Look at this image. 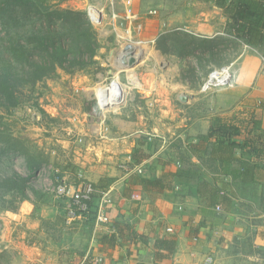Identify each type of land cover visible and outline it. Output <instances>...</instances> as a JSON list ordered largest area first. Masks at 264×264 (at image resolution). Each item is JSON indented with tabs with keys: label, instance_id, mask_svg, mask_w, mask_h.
Here are the masks:
<instances>
[{
	"label": "rangeland",
	"instance_id": "obj_1",
	"mask_svg": "<svg viewBox=\"0 0 264 264\" xmlns=\"http://www.w3.org/2000/svg\"><path fill=\"white\" fill-rule=\"evenodd\" d=\"M6 1L0 0V12H5L4 16L0 13V74L12 63L14 76H26V63L34 54L31 37L41 29V17L53 9L85 12L97 32L100 48L92 64L73 73L58 69L55 76L22 86L7 99L0 94V264L14 262V256L24 251L32 253V258L19 256L18 264H81L88 261L94 228L85 226L83 219L68 218L67 199L57 197L54 191L57 181L74 184L86 179L104 190L128 174L134 168L133 136L137 142H144L159 133L152 124L162 113L150 98L158 83L173 92L172 103L188 119L205 113L208 105L215 116L238 105L234 99L223 98L224 90L203 92L202 88L215 69L232 67L229 61L239 52L240 40H211L180 29L214 13L228 18L232 35L236 5L222 7L220 14L214 9V0H31L35 6L19 0L16 7ZM150 39L155 42L146 43ZM187 41L192 44L182 49ZM127 44L139 54L140 61L133 70L142 85L132 84L130 70L114 65L113 57ZM13 46L17 50L12 55L9 49ZM173 46L177 52L192 54L177 55L181 59L173 60ZM212 48L214 54L210 53ZM160 51L168 55L166 61L158 59ZM116 78L127 93L126 104L105 109L97 90ZM182 91L192 94L196 110L187 109L184 103L189 101L177 97ZM198 91L207 97L196 94ZM131 121L138 123L135 128L142 132H132L134 127L125 125ZM23 148L42 164L36 175L29 170ZM16 173L29 176V199L3 196L4 180Z\"/></svg>",
	"mask_w": 264,
	"mask_h": 264
},
{
	"label": "crops",
	"instance_id": "obj_2",
	"mask_svg": "<svg viewBox=\"0 0 264 264\" xmlns=\"http://www.w3.org/2000/svg\"><path fill=\"white\" fill-rule=\"evenodd\" d=\"M239 1L243 0H233L232 6ZM259 1L264 4V0ZM214 9L223 14L222 7L214 5ZM218 15L205 14L201 21L180 29L211 40L218 37H224L225 41L240 40L239 52L229 61L232 82L223 96L236 100L238 105L221 111L219 116L208 105L205 113L188 119L172 103L173 92L158 83L150 98L162 113L152 124V129L159 133L151 134L144 142H137L133 136L132 149L137 159H133L134 168L108 188L98 189L99 195L102 191L109 194L110 221L100 224L97 219L88 222L83 218L85 226L94 228V236L88 261L81 264H93V255L98 254L104 257L101 264H264V180L248 183L233 180L225 175L232 164H221L218 153H211L221 140L228 142L230 138L242 143L251 138L259 143L256 148H264V53L251 46L244 49L246 43L228 32V18ZM154 42L150 39L146 43ZM157 55L160 61H166L168 56L161 51ZM170 57L181 59L177 55ZM196 94L201 95L200 91ZM182 96L189 101L184 103L185 107L196 110L192 94L183 91L177 94ZM252 112L255 117L246 121ZM238 113L246 120L238 124L232 137H208L210 130ZM125 123L134 127L132 132H142L135 128L138 123ZM248 150L236 149L235 156L264 166V153L258 155L256 149L250 155ZM135 171L143 174L139 180L133 174ZM215 188L220 194L212 197ZM117 219L121 222L119 229L115 225ZM123 224H130L131 228ZM113 233L117 234L116 246L103 249L99 239ZM1 247L0 244V252ZM31 254L18 252L14 256L16 262L10 264H18L19 256L32 258Z\"/></svg>",
	"mask_w": 264,
	"mask_h": 264
},
{
	"label": "trees",
	"instance_id": "obj_3",
	"mask_svg": "<svg viewBox=\"0 0 264 264\" xmlns=\"http://www.w3.org/2000/svg\"><path fill=\"white\" fill-rule=\"evenodd\" d=\"M19 0H8V5H14ZM32 5H36L31 0H26ZM228 2L230 4H228ZM233 0H214V5L224 7L226 5H232ZM16 11V8L13 9ZM1 15H5V12H0ZM11 16L14 15L10 12ZM7 14V12H6ZM39 14L42 15L41 12ZM9 15V14H8ZM44 22L41 24V29L37 30L31 37V44L34 46V54L32 58L27 61V74L25 77L20 78L14 76L12 73L13 65L9 63V68L4 73L0 74V94L5 99L13 97L14 93L22 86L35 85L36 83L50 78L56 75L58 69H62L68 73L78 69H83L86 66L94 62V58L100 48L97 32L93 27V24L88 15L83 11L71 10V9H53L47 12L46 15L41 17ZM231 23L234 25L235 36L242 39L247 45L258 49L264 53V4L259 0H243L239 1L236 5L234 13L232 15ZM181 32H176L179 35ZM192 35H187V38ZM203 40L202 43H205ZM182 49L190 47L192 41L182 43ZM13 55V52L17 50L15 46L9 49ZM173 54L178 56L191 55L189 51L184 54V51L177 52L176 47L170 50ZM211 54H214V49L210 50ZM25 57V56H24ZM36 57V58H35ZM17 62H20L17 59ZM17 102H15L16 104ZM255 113H251L249 118L246 120L245 117L236 115L230 121H226L221 124L217 129H212L207 134L208 137L213 135L224 136L230 135L239 128L238 124H243L249 119L255 117ZM239 115H241L239 113ZM205 137V136H204ZM207 138V136H206ZM260 139V136H259ZM257 144L253 139H247L246 141L239 142L237 139H229L228 142L221 140L215 147L212 148L211 153L214 155L218 153L219 157L217 160L223 164L229 162L232 164V168L225 172V175L232 176L233 180H239L244 183L257 182L264 180V166L259 162H251L250 160L242 159L235 156V150L240 148H249L248 152L252 155L255 150H258V155L264 153V148H256ZM25 154L29 170L31 173L36 175V172L41 170L42 164L36 161V158L27 153L23 148L21 150ZM135 155V154H134ZM134 160L136 159L135 156ZM137 161V159H136ZM29 177V176H28ZM28 177L22 176L20 173H16L13 176H9L4 180V187L6 192L3 196H13L18 201L29 199L27 181ZM259 178V179H256ZM139 180V177H137ZM143 180V178L141 179ZM220 194V190L216 189L213 191V196ZM102 195L96 194L93 201L91 202V209L86 214L87 221L91 219H97L99 203H101ZM111 202L106 204V215L110 218L109 211L111 208ZM9 207H5L8 209ZM4 209V207H2ZM14 209V207H12ZM95 215V216H94ZM93 216V218H89ZM119 219V218H118ZM115 222L116 228L120 227V220ZM127 228H131L130 224H123ZM117 234H104L100 239L99 243L104 249V246L111 248L117 244Z\"/></svg>",
	"mask_w": 264,
	"mask_h": 264
},
{
	"label": "built area",
	"instance_id": "obj_4",
	"mask_svg": "<svg viewBox=\"0 0 264 264\" xmlns=\"http://www.w3.org/2000/svg\"><path fill=\"white\" fill-rule=\"evenodd\" d=\"M155 11H151L154 13ZM134 17V16H132ZM141 30V25L138 27ZM233 74L231 66H222L215 69L210 73L209 78L206 80L203 92L217 91L221 92L227 89L232 82ZM141 171V170H140ZM57 197L67 199V214L70 220L83 219L86 214L90 212L91 202L94 196L99 192L96 185L90 180L80 179L76 184L67 183L64 180L57 181L54 187ZM102 199L98 210L97 221L98 223H108L110 218L106 215V204L109 203L108 192H101ZM221 209V206L217 207ZM172 231L171 228L168 229ZM104 257L100 254L93 255V264H101ZM209 262L212 260L209 259Z\"/></svg>",
	"mask_w": 264,
	"mask_h": 264
},
{
	"label": "bare ground",
	"instance_id": "obj_5",
	"mask_svg": "<svg viewBox=\"0 0 264 264\" xmlns=\"http://www.w3.org/2000/svg\"><path fill=\"white\" fill-rule=\"evenodd\" d=\"M91 11L96 15L98 14L94 9ZM134 48V47H133ZM131 52V51H129ZM125 50L124 47L119 51L118 55L113 57L115 62V67L117 66L119 69L130 70V80L134 85H142L140 79L138 78L137 74L134 72V67H127L126 65L122 64L121 58L123 55L129 53ZM139 54H137L138 57ZM113 62V63H114ZM115 73V72H114ZM105 84V83H104ZM121 83L116 78L112 83L102 86L100 89L97 90V95L100 100V105L105 109H118L121 103L124 104L127 99V93L121 88ZM97 89V88H96ZM116 107V108H114ZM120 107V106H119Z\"/></svg>",
	"mask_w": 264,
	"mask_h": 264
},
{
	"label": "water",
	"instance_id": "obj_6",
	"mask_svg": "<svg viewBox=\"0 0 264 264\" xmlns=\"http://www.w3.org/2000/svg\"><path fill=\"white\" fill-rule=\"evenodd\" d=\"M125 50L129 53L125 54L122 56L121 58V62L122 64L126 65L127 67H135L137 65V63L140 61L139 58L136 55V51L133 49V46L130 44H127L125 46ZM183 102H186L188 100V98L186 96H182L180 98Z\"/></svg>",
	"mask_w": 264,
	"mask_h": 264
}]
</instances>
